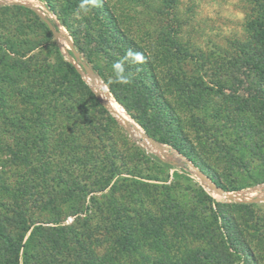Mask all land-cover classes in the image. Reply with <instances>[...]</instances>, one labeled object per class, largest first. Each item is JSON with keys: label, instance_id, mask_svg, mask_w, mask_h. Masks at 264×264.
Masks as SVG:
<instances>
[{"label": "rangeland", "instance_id": "1", "mask_svg": "<svg viewBox=\"0 0 264 264\" xmlns=\"http://www.w3.org/2000/svg\"><path fill=\"white\" fill-rule=\"evenodd\" d=\"M32 1L34 6L0 0L9 3H0V36L16 47L15 53H6L8 58L0 67V172L7 183H17L18 188L32 180L36 199L43 198L47 187L62 214V224L83 232L88 247L98 255L113 237L102 232L107 206H102L106 201L101 197L114 199L121 228L117 233L128 239L123 231L130 228L135 232L131 244L138 249L122 258L123 264H151L178 256L181 249L175 248L167 258L164 251L150 246L167 241L159 234L168 228L163 216L169 210L183 213L184 220V213H191L190 222L183 221L184 227L172 232L175 245L205 247L215 240L214 235L205 238L206 229L215 227L208 218L210 209L220 217L215 225L226 229L232 240L238 230L247 240L255 238L248 240L249 245L264 264V158L252 157L241 128L235 121L224 120L236 115L230 111L242 107L238 102L246 99L245 89L252 81L244 78L239 87L224 82L231 72L227 63L249 42L248 22L262 0H46L55 12L44 0ZM110 10L117 28L106 19ZM58 17L65 20L73 37ZM109 32L117 38L111 40L112 51L97 53L98 37L108 38ZM129 40L147 59L135 63L124 59L121 51L127 55L132 50ZM75 41L104 76L92 70ZM112 57L136 73L137 81L130 76L126 84L140 94L127 96L124 85L117 89L124 105L114 99L108 86L114 82ZM69 65L78 77L69 72ZM143 71L149 73L142 77L138 73ZM143 81L148 90H141ZM200 85L205 92L196 90ZM189 90L193 95L186 93ZM102 91L124 109L141 136L115 117ZM125 105L149 129L164 135L165 142L148 136ZM157 115L165 119L163 124L156 121ZM241 115L252 123L260 116L248 111ZM37 119L48 121L41 131ZM107 182L103 192L78 200L76 207L82 211L77 215H68L69 204L58 201L66 194L65 183L90 190ZM234 188L239 190L228 191ZM236 193L242 198L226 196ZM27 207L38 221L53 219L57 213L38 202ZM151 217L154 223L149 222ZM150 227L157 231L156 238L149 236ZM184 231L189 234L185 239L180 235Z\"/></svg>", "mask_w": 264, "mask_h": 264}, {"label": "trees", "instance_id": "2", "mask_svg": "<svg viewBox=\"0 0 264 264\" xmlns=\"http://www.w3.org/2000/svg\"><path fill=\"white\" fill-rule=\"evenodd\" d=\"M99 1H102V3L105 2V0ZM255 1L256 3L259 2V0ZM44 2L52 12H55L46 0H44ZM258 6L259 10L256 11L255 16H253L248 22L247 29L251 33L249 42L244 47H240V50L238 51L239 55L233 57L229 60V63H227L231 72H229L224 80V82H229L230 85H236L238 87L243 83L244 78H251L252 81L250 82V87L245 89L244 97L246 99H241L238 102L239 104H242V107H236L235 111H230L236 115L231 118L226 117L227 119L224 120L235 121V124H237L243 132L242 137H246L249 142L247 145L248 152H250L252 157L254 156L258 159H262V157L264 158V1L262 0ZM19 8L23 9L21 7ZM24 10L27 11L26 9ZM58 19L60 20V23L70 31L65 20L61 17H58ZM106 19L114 28L118 27L113 11L110 10L107 12ZM70 34L73 37L74 34L71 31ZM108 38L105 35L98 37V47L95 49L97 53H104L106 50L112 51L111 40L113 39V41H115L117 38L115 39L111 36V33L108 35ZM5 40L6 38L4 39V37L0 36V67H3V64L8 58L6 53H10L12 50L14 51L12 52L15 53L14 49L16 48ZM77 42L78 41H75L74 43L76 50L86 56L88 63L91 64L92 70L96 74L104 76L103 71L94 64L91 57L87 55L83 45ZM128 46L132 48L131 52H141L132 43V40L128 41ZM121 54L125 59L127 55L122 51ZM144 54V58L147 59ZM185 56L187 57L189 54L186 52ZM112 59L115 63L118 62L115 58L112 57ZM67 68L69 72L78 77L73 66L69 65ZM148 71L152 73L151 69ZM141 73L138 74L143 77L147 71ZM123 74L129 78L133 76L132 79L137 81L134 79L136 73L134 74L132 71H128L127 67H124ZM112 76L114 82H109L108 86L114 99L119 104L124 105L123 98L117 90L123 85L124 87L122 89L126 92L127 96L140 94L139 91L135 93V89H130L131 87H128L127 84L118 82L115 72ZM240 78L242 79L240 80ZM142 88V91L148 90V86L144 81ZM198 89L201 90V92H205V88L202 85L196 87V90ZM186 93L193 95L190 90L186 91ZM123 96L125 97V95ZM188 98L191 97H186V99ZM230 98L234 99L235 97ZM125 108L132 118L140 122V125L145 129L148 136L160 143L165 142L164 135H157L149 129L144 122L139 121L126 105ZM142 110L143 115L148 114L147 108L143 107ZM247 111L256 115L260 114V116L257 115L256 123H252L249 119H245L241 115ZM155 118L156 121L161 124H163L162 122L165 120L159 115ZM47 122L48 121L37 119L36 126H38L37 128L41 131L47 126ZM49 125L50 123L48 126ZM242 146L244 147L243 144ZM36 147L38 148V145ZM174 147L181 154L191 160V158L180 148L175 145ZM11 153L13 156L15 155L12 150ZM195 165L197 166V164ZM106 180H108V178ZM32 182V180H26L27 185L24 186L19 184L17 188V183L15 184L16 186H11L2 176V172H0V264H35V261L36 264H123V262H121L122 258L129 256L132 251L138 250L131 244L135 232L130 228H126V230L123 231V234L125 237H128V239H124V237L122 238V235L117 233L121 228L119 227V211L114 208L116 204L114 199L111 198V201H108V196L101 197L106 201L102 203V206H107V213H105L104 217L106 225L103 227L102 232H104L105 237H109L110 235L113 237H111L112 239H109V246L103 251V253L98 255L90 249V246L88 247V237H86V235L84 236L83 232H80L79 229L77 230L74 226L62 224V214L57 210V203L55 204L54 199H52L53 195L47 187L41 193V195H44L43 198L36 199V184H31ZM212 182L217 187L221 188V185L214 179H212ZM109 184L110 182H107L104 185H98L100 186L98 189L87 190L86 187H80L78 184H75L76 188H73L65 183L64 187L66 189V194L64 196H59L58 201H65L69 204L71 212L68 215H77L82 211V209L76 207L78 200H84V196L91 193L103 192L105 187H108ZM15 187L16 190L14 189ZM222 188L227 191L224 187ZM238 190L239 189L234 188L228 191ZM29 202H32L33 205H36V202H38L42 204L43 208L49 206L51 211L55 210L57 213L54 215L53 219H45L43 221L39 219L40 221H38V218L31 216V212L27 207ZM91 202H94L92 198ZM210 211L208 218L211 219V223H213L215 227L211 225L206 229L209 233H206L205 236L209 235L205 238L214 235L215 240L212 239L211 241H208L205 247L199 246L195 249H193L192 246L189 249H186V247L175 245V242L173 241L174 235L172 234L173 231L176 232L175 228L179 230V228L184 227L182 225L183 221H186V223L190 222L188 220L191 213H184L186 216L185 220L182 218L183 213L179 211L173 213L169 210L170 213H167L164 216L162 215L165 218L163 222L166 223L168 228L164 231L162 230L159 235L164 239L166 236L167 241L164 239V241H156L150 246L155 247L159 251H164L167 258H171L172 252L175 248L178 250L181 249L182 251L178 253V256H176L175 259L154 260L151 264H262L256 258L255 249L251 247L248 242V240L253 241L255 238L251 236L248 237L247 240L243 235L242 230H238L234 234L232 240L230 234L226 235V229L224 230L221 226L215 225L220 217L216 212H213L212 209H210ZM100 217H103V215ZM125 218L127 219V217ZM148 220L150 223H154L155 219L148 218ZM50 224L52 226H49ZM149 229H151L149 231V236L154 238L158 234L157 231L153 230L154 227H150ZM180 235L185 239V236H188L189 234L187 231H184L181 232ZM233 242L237 245H233ZM257 248H259L258 245L256 246V249Z\"/></svg>", "mask_w": 264, "mask_h": 264}, {"label": "bare ground", "instance_id": "3", "mask_svg": "<svg viewBox=\"0 0 264 264\" xmlns=\"http://www.w3.org/2000/svg\"><path fill=\"white\" fill-rule=\"evenodd\" d=\"M3 1L9 2V3H14V4L16 3V4L24 5V6H34L35 5L34 1H32V0H3ZM89 81H91L94 86H97L100 88L99 82L96 79L90 77ZM101 95H102L101 97L105 101L106 105L111 110V112L115 115V117L124 124L132 125L133 128L135 129L136 134L141 136V132L139 130H137L138 129L137 126L132 122V120L126 114L124 109L113 98L105 95V93L103 91L101 92ZM145 144H147L149 147H151V143L148 139H145ZM222 196H224V195H222ZM226 196L227 197L231 196L235 199L242 198L241 193H236L234 195H227L226 194ZM249 196L251 197V193L249 194Z\"/></svg>", "mask_w": 264, "mask_h": 264}, {"label": "clouds", "instance_id": "4", "mask_svg": "<svg viewBox=\"0 0 264 264\" xmlns=\"http://www.w3.org/2000/svg\"><path fill=\"white\" fill-rule=\"evenodd\" d=\"M87 10V9H85ZM126 61L129 62H143L144 61V56L142 53L139 52H131L129 51L127 53V56L125 57ZM113 68L115 70L118 82L120 83H129L128 78L123 74L124 73V67L122 62H117L113 65Z\"/></svg>", "mask_w": 264, "mask_h": 264}, {"label": "water", "instance_id": "5", "mask_svg": "<svg viewBox=\"0 0 264 264\" xmlns=\"http://www.w3.org/2000/svg\"><path fill=\"white\" fill-rule=\"evenodd\" d=\"M1 4H9V3H3V2H0ZM77 55V54H76ZM204 179L206 180V178L204 177ZM207 181V180H206ZM211 187L216 190V191H220V192H223L221 190H219L218 188L214 187L211 183H210Z\"/></svg>", "mask_w": 264, "mask_h": 264}]
</instances>
